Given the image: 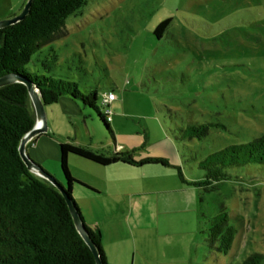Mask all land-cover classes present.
<instances>
[{
  "label": "rangeland",
  "instance_id": "obj_1",
  "mask_svg": "<svg viewBox=\"0 0 264 264\" xmlns=\"http://www.w3.org/2000/svg\"><path fill=\"white\" fill-rule=\"evenodd\" d=\"M5 1L13 15L26 2ZM23 67L94 93L101 113L103 95L115 94L111 132L78 100L44 105L48 135L25 151L57 182L65 185L62 141L112 153L115 140L137 159L168 161L102 166L68 155L74 178L102 184L74 183L71 195L85 224L99 229L106 264H237L251 253L264 264V163L226 167L211 188L196 184L209 154L264 132V0H86ZM198 125L206 134L188 138L185 129ZM220 212L234 231L225 252L210 242Z\"/></svg>",
  "mask_w": 264,
  "mask_h": 264
},
{
  "label": "trees",
  "instance_id": "obj_2",
  "mask_svg": "<svg viewBox=\"0 0 264 264\" xmlns=\"http://www.w3.org/2000/svg\"><path fill=\"white\" fill-rule=\"evenodd\" d=\"M85 2L31 0L28 13L22 19L0 28V76L14 73L29 80L38 89L44 105L57 102L61 96L80 101L93 108L111 132L106 115L95 105L94 93L84 94L73 81L27 72L23 67L35 51L61 33L65 19ZM169 22L170 18H165L156 25V36H161ZM42 65L46 67L47 64L42 62ZM28 99L22 82L0 87V264H95L91 250L74 226L61 193L31 172L19 155L20 140L35 122ZM185 131L188 138L201 137L206 134L207 126H190ZM133 152L134 149L106 153L69 140L60 142L59 159L65 192L73 198V183L86 186L70 174L67 167L69 154L102 166L113 163L168 165L165 158L145 156L137 159ZM251 163H264V132L250 141L230 144L209 154L199 162L205 171V180L196 184L211 188L208 186L212 182L226 178L224 168ZM176 170L184 182L180 167L176 166ZM84 225L106 264L99 229H92L85 222ZM209 233L211 244L218 241V249L228 250L234 231L225 212L212 217ZM237 264H262V255L251 253Z\"/></svg>",
  "mask_w": 264,
  "mask_h": 264
},
{
  "label": "water",
  "instance_id": "obj_3",
  "mask_svg": "<svg viewBox=\"0 0 264 264\" xmlns=\"http://www.w3.org/2000/svg\"><path fill=\"white\" fill-rule=\"evenodd\" d=\"M30 2L31 0H26L24 6L22 7V9L20 10L18 14L13 15L8 18L0 19V28L22 19L28 13ZM13 82H22L26 86L27 94L33 105V109L35 113L34 125L20 140V143L18 146L19 155L22 161L25 163V165L31 172H33L34 174L40 176L41 178L51 183L61 193V195L63 196L67 204V207L72 217L74 226L77 232L79 233V235L81 236V238L83 239V241L85 242V244L91 250L93 257H94L95 264H104L99 254L97 246L94 244V242L90 238L85 228L83 217L81 215L79 208L76 206V202L73 200V198H71L65 192L64 185L57 182L53 176L49 175L47 172L42 170L41 167L35 164L29 158V156L27 155L25 151V145L30 139H32L35 135L39 133L46 132L47 126H46V121H45L44 103L42 99L40 98L38 89L29 80L22 79L21 77L17 76L14 73L4 74L0 76V87L13 83ZM38 122H40V125H38Z\"/></svg>",
  "mask_w": 264,
  "mask_h": 264
},
{
  "label": "crops",
  "instance_id": "obj_4",
  "mask_svg": "<svg viewBox=\"0 0 264 264\" xmlns=\"http://www.w3.org/2000/svg\"><path fill=\"white\" fill-rule=\"evenodd\" d=\"M11 8L7 6V3L5 0H0V19H4V18H8V17H11L13 14L11 13L12 10H10ZM42 134H47L48 135V132H47V129H46V132L45 133H42ZM29 144V143H28ZM113 148H114V151H120V150H123V147H122V144H119V143H116V141L114 140L113 141ZM113 151V152H114ZM113 164H117V163H113ZM112 165V164H110ZM129 165V164H128ZM106 166H109V165H106ZM130 166H133V165H130ZM76 179V178H75ZM80 180L84 181L82 182L83 184H85L86 186L90 187L91 190H94V191H97L100 189V186H102V184H93L92 182H88L86 181L85 179H81L79 178ZM79 180V181H80ZM81 182V181H80ZM87 183V184H86ZM74 184V183H73ZM72 184V185H73ZM77 184V183H76ZM80 185V184H79ZM109 185V183H106L105 186ZM72 187L71 186V190H72ZM97 189V190H96ZM109 189V188H108Z\"/></svg>",
  "mask_w": 264,
  "mask_h": 264
},
{
  "label": "built area",
  "instance_id": "obj_5",
  "mask_svg": "<svg viewBox=\"0 0 264 264\" xmlns=\"http://www.w3.org/2000/svg\"><path fill=\"white\" fill-rule=\"evenodd\" d=\"M115 98V94L113 92H107L103 95V98H102V104L104 106L103 108V113L106 115V120L109 121L110 120V114H111V111L109 109V103Z\"/></svg>",
  "mask_w": 264,
  "mask_h": 264
},
{
  "label": "bare ground",
  "instance_id": "obj_6",
  "mask_svg": "<svg viewBox=\"0 0 264 264\" xmlns=\"http://www.w3.org/2000/svg\"><path fill=\"white\" fill-rule=\"evenodd\" d=\"M38 125H40V122H38Z\"/></svg>",
  "mask_w": 264,
  "mask_h": 264
}]
</instances>
